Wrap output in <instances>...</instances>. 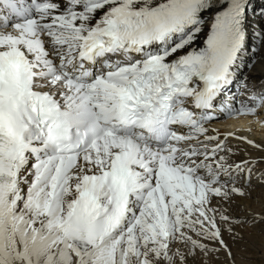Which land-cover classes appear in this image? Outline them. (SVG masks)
Instances as JSON below:
<instances>
[{
	"label": "snow or ice",
	"instance_id": "obj_1",
	"mask_svg": "<svg viewBox=\"0 0 264 264\" xmlns=\"http://www.w3.org/2000/svg\"><path fill=\"white\" fill-rule=\"evenodd\" d=\"M256 59L264 0H0V264H264V157L210 127Z\"/></svg>",
	"mask_w": 264,
	"mask_h": 264
},
{
	"label": "bare ground",
	"instance_id": "obj_2",
	"mask_svg": "<svg viewBox=\"0 0 264 264\" xmlns=\"http://www.w3.org/2000/svg\"><path fill=\"white\" fill-rule=\"evenodd\" d=\"M247 75L249 77L247 83L243 85H237V87L233 90L235 94L239 90L245 92V86H247L248 88L252 87L250 91L251 93L248 94L249 97L252 96L253 93H263L264 90L260 88H264V60L256 59L253 63V66L248 71ZM255 85L257 87H255ZM258 90H262V92L258 93ZM249 97H244L243 103H246L248 105H254L255 101H252ZM230 102L234 103V101ZM210 127L213 129H218L221 133L234 132L236 134V137H247L248 139L255 141L257 144H260L261 149H264V105H261L259 107L255 115L241 114L232 115L228 117H221L220 119L213 120L210 123ZM236 137H229L227 141L234 152V155L232 156L233 160L240 161L243 159L251 158L255 162L258 161L261 157H264V150L255 148L247 144L245 141ZM254 169L255 168H253L252 176V178L254 177V179H252V187L254 189L252 193V199L242 201L240 198H236V203H238L236 207L237 211L241 210V204H247L251 207H253V205L255 206L256 203H259V205L264 204V193L261 194L258 188L256 187L258 183L263 182L262 180H264V178H262V173H264V170L259 172L261 175L258 176V170L254 171ZM239 183L245 184V179L241 177ZM232 211L235 214L233 208ZM225 238L227 239V235ZM214 261L215 264H220V262H217L215 260V257Z\"/></svg>",
	"mask_w": 264,
	"mask_h": 264
},
{
	"label": "rangeland",
	"instance_id": "obj_3",
	"mask_svg": "<svg viewBox=\"0 0 264 264\" xmlns=\"http://www.w3.org/2000/svg\"><path fill=\"white\" fill-rule=\"evenodd\" d=\"M246 87L247 86L244 87V89L246 90L245 92L240 91L238 93V95L236 96V101H238L244 97H247V96L249 97L248 94L251 93L250 91H251L252 87H249V88L248 87L246 88ZM255 87H257V86L255 85ZM260 89L264 90V88H260ZM245 95H247V96H245ZM256 168L258 169V176H260L261 174L259 172L264 170V164H259L256 166ZM254 171H256V170L254 169ZM252 179H254V177ZM262 181L263 182L258 183L256 186L261 194L264 193V180H262ZM237 205H238V203H235L232 205V208L234 209L235 214L243 215L242 210L237 211V209H236ZM255 206L253 205V207L256 210H259L261 205H259V203H256ZM229 242L231 243L230 240H229ZM259 248H260V231H259V228L257 227V229L255 230V233L253 235L252 247L243 256H241L239 253L237 254V264H261L262 257H261ZM215 260L217 262H220V264H229V259L227 257H225V255L223 253H220L218 256H215Z\"/></svg>",
	"mask_w": 264,
	"mask_h": 264
}]
</instances>
